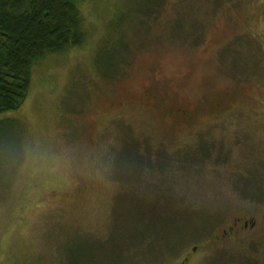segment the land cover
<instances>
[{"label":"rangeland","instance_id":"obj_1","mask_svg":"<svg viewBox=\"0 0 264 264\" xmlns=\"http://www.w3.org/2000/svg\"><path fill=\"white\" fill-rule=\"evenodd\" d=\"M79 5L0 116V264H264V0Z\"/></svg>","mask_w":264,"mask_h":264},{"label":"trees","instance_id":"obj_2","mask_svg":"<svg viewBox=\"0 0 264 264\" xmlns=\"http://www.w3.org/2000/svg\"><path fill=\"white\" fill-rule=\"evenodd\" d=\"M80 1L0 0V116L23 108L41 61L85 42Z\"/></svg>","mask_w":264,"mask_h":264},{"label":"flooded vegetation","instance_id":"obj_3","mask_svg":"<svg viewBox=\"0 0 264 264\" xmlns=\"http://www.w3.org/2000/svg\"><path fill=\"white\" fill-rule=\"evenodd\" d=\"M245 226L247 227V226H248V224L246 223V224H245Z\"/></svg>","mask_w":264,"mask_h":264},{"label":"water","instance_id":"obj_4","mask_svg":"<svg viewBox=\"0 0 264 264\" xmlns=\"http://www.w3.org/2000/svg\"><path fill=\"white\" fill-rule=\"evenodd\" d=\"M196 250V249H195Z\"/></svg>","mask_w":264,"mask_h":264}]
</instances>
